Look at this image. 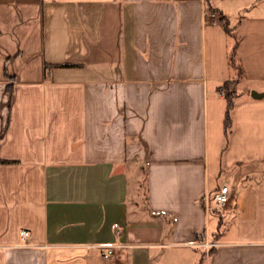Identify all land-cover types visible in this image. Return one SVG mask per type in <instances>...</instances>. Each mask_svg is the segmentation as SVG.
Instances as JSON below:
<instances>
[{
    "label": "crops",
    "instance_id": "obj_1",
    "mask_svg": "<svg viewBox=\"0 0 264 264\" xmlns=\"http://www.w3.org/2000/svg\"><path fill=\"white\" fill-rule=\"evenodd\" d=\"M213 3L225 150L205 0H0V264H264V0Z\"/></svg>",
    "mask_w": 264,
    "mask_h": 264
},
{
    "label": "trees",
    "instance_id": "obj_2",
    "mask_svg": "<svg viewBox=\"0 0 264 264\" xmlns=\"http://www.w3.org/2000/svg\"><path fill=\"white\" fill-rule=\"evenodd\" d=\"M205 5H206V17L212 16V14H220L219 10L215 7L213 3V0H205ZM219 22L224 28L228 37V48H229L228 59H229L230 69L232 71V81L225 84V86L227 87L229 83H234V81L244 77L243 67L237 53L240 39L235 32L234 26L231 25V22L227 17L222 16L221 18H219ZM7 90L10 93H13L11 86H8ZM226 97H227V110L224 119V136H225L224 150L228 148L230 143L231 128L233 125L232 112L235 107L233 94L228 91L226 92Z\"/></svg>",
    "mask_w": 264,
    "mask_h": 264
},
{
    "label": "built area",
    "instance_id": "obj_3",
    "mask_svg": "<svg viewBox=\"0 0 264 264\" xmlns=\"http://www.w3.org/2000/svg\"><path fill=\"white\" fill-rule=\"evenodd\" d=\"M223 95H226L225 92H222ZM230 188L228 184H223L220 186L219 189H217L206 202V210L212 211V210H219L224 208L229 202H230ZM20 237L23 241L28 242V238L30 237V232L28 230H21L20 231ZM215 243H205L202 244L207 250H209L211 247L216 246ZM101 253L105 258H110L114 254V246H101Z\"/></svg>",
    "mask_w": 264,
    "mask_h": 264
},
{
    "label": "rangeland",
    "instance_id": "obj_4",
    "mask_svg": "<svg viewBox=\"0 0 264 264\" xmlns=\"http://www.w3.org/2000/svg\"><path fill=\"white\" fill-rule=\"evenodd\" d=\"M212 15H214V16L217 17L218 19L222 17L220 14H212ZM225 87H226V86H224V88H225ZM227 87H228L229 90L231 89V93L233 94V98H234V97H235L234 94H235L236 92H235V90H234L233 83H229ZM227 87H226V88H227ZM223 92L226 93L227 90L224 89Z\"/></svg>",
    "mask_w": 264,
    "mask_h": 264
},
{
    "label": "water",
    "instance_id": "obj_5",
    "mask_svg": "<svg viewBox=\"0 0 264 264\" xmlns=\"http://www.w3.org/2000/svg\"><path fill=\"white\" fill-rule=\"evenodd\" d=\"M251 96L254 98V99H262L264 98V93H261V92H258L256 90H253L251 92Z\"/></svg>",
    "mask_w": 264,
    "mask_h": 264
}]
</instances>
